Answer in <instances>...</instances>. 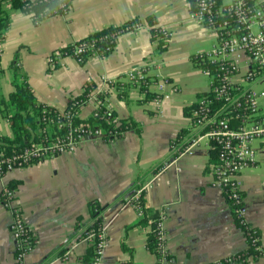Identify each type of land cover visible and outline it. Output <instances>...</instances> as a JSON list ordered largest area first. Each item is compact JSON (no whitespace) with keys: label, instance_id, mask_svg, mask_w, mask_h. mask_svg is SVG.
<instances>
[{"label":"crops","instance_id":"obj_1","mask_svg":"<svg viewBox=\"0 0 264 264\" xmlns=\"http://www.w3.org/2000/svg\"><path fill=\"white\" fill-rule=\"evenodd\" d=\"M149 17L155 27L171 33L163 52L152 38ZM133 19H139L142 29L119 36L114 51L104 58L91 57L81 64L55 53ZM214 44L213 33L193 20L190 0H72L68 15L39 25L21 11L12 12L2 44L0 100L15 91L14 65L21 77L17 83L27 77L38 102L60 111L87 85L107 90L106 80L142 66L152 76L170 79L173 86L157 111L151 97L123 79L125 88L110 91L109 102L120 119H133L139 130L113 141L87 138L73 153L15 169L0 179V264H15L12 214L1 203V193L11 183L35 235L27 264H84L91 246L86 233L98 220L108 239L102 264H127L131 256L124 244L132 248L134 264H157V256L146 247L150 228L138 225L140 217L130 203L135 190L145 185L146 206L164 216L165 246L174 264H220L246 250L229 203L212 184L209 149L202 146L195 156L177 159L172 150L191 125L188 112L209 88L194 56ZM94 110L95 104L88 103L79 116L87 119ZM12 135L10 124L0 120V136ZM240 180L245 220L259 229L264 247V159ZM91 202L102 207L96 218L90 213ZM249 264H264V256Z\"/></svg>","mask_w":264,"mask_h":264},{"label":"built area","instance_id":"obj_2","mask_svg":"<svg viewBox=\"0 0 264 264\" xmlns=\"http://www.w3.org/2000/svg\"><path fill=\"white\" fill-rule=\"evenodd\" d=\"M227 1L196 0V10L191 12L193 20L211 31L215 37L211 50L199 51L194 56L195 63L209 80V88L192 107L188 132L181 141L173 143L172 150L175 159L193 157L202 146H206L210 152L217 150V161L211 164L212 184L222 191L227 200L240 205L237 212L243 218L242 222L246 223L245 197L240 177L244 171L257 166L264 159V4L256 0ZM71 3V0H62L64 9L61 15L69 14ZM26 14L36 25L42 22L36 13L30 11ZM140 29L142 25L138 23L133 26L132 31L137 32ZM164 33L167 41L171 33ZM116 36H113L114 41ZM113 51L114 48L111 47L100 49L95 42L84 43L74 48L73 58L79 62L87 57L104 58ZM54 57L51 61L53 65L56 58ZM125 78L127 84L138 89L144 97L153 95L152 102L157 111L162 107L165 94L173 86V82L168 78L150 75L146 66L132 69ZM118 81L106 80L107 90L95 88L86 96L87 100L80 108L94 103L93 114L100 110H104L106 114L115 112L109 102L110 91H121L125 88V85L116 86ZM80 95L70 99L69 106L72 109L77 107L76 100ZM69 115L70 113L61 110L54 117H46L44 120L46 123L49 120V123L57 122L60 127L66 119L69 120L72 131L68 136L58 135L43 140L40 144L24 148L12 157L0 155V179L15 169L26 168L64 153H73L87 138L113 141L125 134L115 132L110 135L114 138L109 139L102 130L94 131L89 127L73 128L71 119H68ZM73 115H78L77 110ZM147 187L141 186L133 201L130 200L139 217L143 215L137 201L146 193ZM1 203L12 214L11 232L15 240V264H27V256L35 245V235L17 204L16 189L5 187L1 193ZM160 219V234L165 241L162 226L164 216L160 215ZM243 234L245 235L244 232ZM86 239L91 244L96 243L97 255L94 264H102L108 247L104 227L101 226L96 231L88 229ZM161 251L164 256L168 254L165 245ZM162 264H174V260L164 257Z\"/></svg>","mask_w":264,"mask_h":264},{"label":"trees","instance_id":"obj_3","mask_svg":"<svg viewBox=\"0 0 264 264\" xmlns=\"http://www.w3.org/2000/svg\"><path fill=\"white\" fill-rule=\"evenodd\" d=\"M63 9L62 0H52L49 2H43L42 0H0V68L2 44L11 25V15L13 11H21L25 14L32 11L36 13L39 20L43 21L61 15ZM190 9L191 12L196 10V0L190 1ZM147 21L151 25L153 40L159 41L160 52H163L167 47V41L165 40L166 34L164 33L165 30L160 27H155L154 19L152 17L147 18ZM138 23L140 24L139 19H133L122 26L109 27L97 31L79 41L64 46L55 53H61L63 57H74L73 53L76 46L91 42H95L96 46L100 49H105L107 47L115 49L117 42L116 38L122 34L133 32V26ZM114 35H117L115 41L113 39ZM87 60L88 57L83 59L80 63L85 64ZM13 68L16 70L14 74L15 91L11 93L7 100H0V120H6L13 131L12 136H0V155H4L5 157L17 155V153H20L26 147L40 144L43 140L51 139L58 135L68 136L72 131L70 121L67 119L62 127H60V124L57 122L49 123V121H51L49 120L48 123H46L44 121L46 117L52 118L55 114L57 115L60 110L39 103L27 77H23V82L21 84L17 83L18 78H21L17 72L19 67L14 65ZM123 79H126L125 76L119 77L116 86L119 87L120 85H124V82L122 81ZM95 88L96 87H94L93 84L87 85L83 90L84 94L82 96L80 95L76 100L77 107L72 109L68 104L64 109L65 112L70 113L68 119H71L73 128L89 127L94 131L102 130L107 134V138L109 139L114 138L110 135H114L115 132L120 134L126 133L134 128L139 130L133 119H120L115 112L106 114L104 110H100L87 119H81L79 116L81 104L87 100L86 96ZM148 96L151 98L153 97L151 94ZM75 110H77V116L73 115ZM190 114L191 109L190 112H188V115ZM117 123H119L118 126ZM186 133L187 132L181 133L178 137V141H181ZM211 157L212 163L217 161V150L213 149L211 151ZM9 187L16 189V186L13 183L9 184ZM140 187L141 186L135 190L130 200L133 201V197L136 196V192ZM227 202L231 207L237 226L245 233L244 236L247 242V248L245 251L221 261L220 264H231L235 262L249 264L251 261H258L264 256V247L262 245L259 229L247 222H242L243 218L240 217L237 212L240 205H235L231 200H227ZM137 204L141 207L143 215L140 217L138 225L144 228H150L146 239L147 249L157 256V264H162L164 257H167V259H173V256L169 254L164 256L161 251L162 247L165 245V241L160 234V215L151 213L146 206V193L139 198ZM89 208L90 213L94 218L98 217V212L102 209L98 202H91ZM101 226V220H98L93 227H90V230L94 229L96 231L100 229ZM123 250L131 256V260L127 264H134L132 260V248L124 244ZM96 255V243H92L87 254L84 256V264H94Z\"/></svg>","mask_w":264,"mask_h":264},{"label":"rangeland","instance_id":"obj_4","mask_svg":"<svg viewBox=\"0 0 264 264\" xmlns=\"http://www.w3.org/2000/svg\"><path fill=\"white\" fill-rule=\"evenodd\" d=\"M257 144V143H256Z\"/></svg>","mask_w":264,"mask_h":264}]
</instances>
